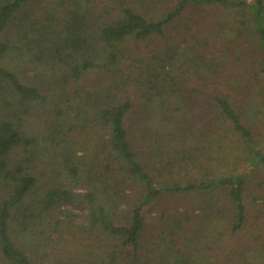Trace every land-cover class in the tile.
<instances>
[{"label": "trees", "instance_id": "16d2710c", "mask_svg": "<svg viewBox=\"0 0 264 264\" xmlns=\"http://www.w3.org/2000/svg\"><path fill=\"white\" fill-rule=\"evenodd\" d=\"M206 11L253 37L264 93V0H0V264H264L243 234L264 94L241 112L220 93Z\"/></svg>", "mask_w": 264, "mask_h": 264}, {"label": "rangeland", "instance_id": "374dc122", "mask_svg": "<svg viewBox=\"0 0 264 264\" xmlns=\"http://www.w3.org/2000/svg\"><path fill=\"white\" fill-rule=\"evenodd\" d=\"M209 11L198 13L195 18V22H199V25H195V29H200L203 31L204 36L208 39V42L204 44L207 54L218 61H227V66L222 70V77L219 78L221 82V87L219 88L220 93L226 94L232 104L237 107L241 112L244 106H249L254 103H258L261 100L259 94H264L261 89H254L251 86L250 81L254 80V72L257 68L259 62V51L255 44V40L249 34L247 36L234 38L226 36L227 31H224V35L221 33V23L224 21L219 19L217 14L208 13ZM203 16V20H202ZM193 18V17H192ZM180 29L178 28L177 31ZM210 40V41H209ZM175 41V40H174ZM209 42L211 46L208 47ZM155 43L145 42L143 44L144 49H150L154 47ZM199 80V78L197 79ZM199 95V93H197ZM8 100H11L8 97ZM43 106L46 105L43 103L38 105L37 112L34 115H31L25 119L26 130L31 136L33 133L37 134L44 126V120H47V115ZM262 120H258L255 123H258L259 126L256 128L257 134H260L262 141V149L264 148V124L261 123ZM255 131V127L253 128ZM87 138V136H84ZM39 172H43L45 169L42 166H39ZM264 180V172L259 171L255 176H253L252 187L253 193L250 195L249 202V222L245 228L243 234L250 236L260 233L264 239V200L262 194L264 190H260L258 183L259 181ZM253 196V197H252ZM166 206L168 203L163 202ZM172 204V203H171ZM185 205H187L185 203ZM180 206V205H178ZM170 207V206H168ZM65 210L69 213L76 215L77 222H84L85 216L87 215V209L79 205H67ZM155 211H151L150 215L155 216ZM150 222L152 226V222ZM236 237H227L225 243H227L228 248L229 244H235ZM87 241L83 238L82 240L73 239L68 235V243L66 246L73 252L91 254L92 249L86 247Z\"/></svg>", "mask_w": 264, "mask_h": 264}]
</instances>
